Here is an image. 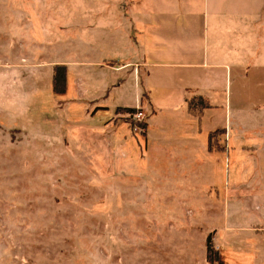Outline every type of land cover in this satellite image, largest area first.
Instances as JSON below:
<instances>
[{
    "label": "rangeland",
    "instance_id": "374dc122",
    "mask_svg": "<svg viewBox=\"0 0 264 264\" xmlns=\"http://www.w3.org/2000/svg\"><path fill=\"white\" fill-rule=\"evenodd\" d=\"M76 1L0 0V264H264V177L235 181L225 156L211 157L210 172L180 176L156 146L145 152L133 138L112 146L118 123L108 110L133 102V86L125 79L106 89L100 67L88 75L79 66L116 50L101 32L81 43ZM83 1L89 10L114 3ZM125 1L116 2V20ZM105 32L122 42L120 28ZM67 63L69 95L53 93L48 70ZM242 101L233 110L242 132L231 131L246 144L264 108Z\"/></svg>",
    "mask_w": 264,
    "mask_h": 264
},
{
    "label": "crops",
    "instance_id": "0c3cea01",
    "mask_svg": "<svg viewBox=\"0 0 264 264\" xmlns=\"http://www.w3.org/2000/svg\"><path fill=\"white\" fill-rule=\"evenodd\" d=\"M112 1L113 5L106 7H111L109 11L89 10L83 0L76 1L80 21L74 26L79 29L81 43L86 38L84 33L96 36L101 32L116 50L110 58L99 53L96 61L83 59L79 66L88 75L92 74L89 67H100L94 72L106 89H122L125 79L133 86V102L117 103L111 109L100 107L109 109L107 118L118 123L110 138L112 146H129L131 138L144 146L145 152L149 146H156L180 176L196 167L200 173L210 172L211 157H230L227 173L231 171L235 181L252 172L255 182L263 180L264 114L251 122V143L233 142L232 138L239 136L231 130L242 132V117L233 110L244 98L252 100L256 108H264V0H128L123 15L116 16L119 21L114 7L122 0ZM68 9L65 15L72 12L73 4ZM89 17L94 20L87 21ZM118 28L124 33L122 42L114 33L105 32ZM69 66L67 63L66 91L61 94L69 95L73 78ZM48 71L51 82L52 70ZM197 94L212 106L204 109L200 120L188 112L185 102ZM118 107L144 111L146 127L142 134H135L116 112ZM211 115L214 121L207 129ZM221 127L226 132L218 139L227 151H208V132ZM127 129L132 132L127 134ZM243 155L248 163L243 162Z\"/></svg>",
    "mask_w": 264,
    "mask_h": 264
},
{
    "label": "trees",
    "instance_id": "16d2710c",
    "mask_svg": "<svg viewBox=\"0 0 264 264\" xmlns=\"http://www.w3.org/2000/svg\"><path fill=\"white\" fill-rule=\"evenodd\" d=\"M66 66L64 64H55L53 66V74H52V92L53 93H63L66 91ZM186 106L188 112L192 115L198 117L200 120L204 109L212 107L208 100L202 95H194L189 98H185ZM136 108L134 107H118L116 108V112H134ZM129 127H133L134 123L132 121L127 120ZM141 127L145 128L146 123H139ZM225 128H218L216 131L208 132V140H207V149L208 151H227V147L220 143L218 136L224 134ZM206 248L208 255H210L211 261L217 260V251L212 250L211 248V238L210 236L206 239Z\"/></svg>",
    "mask_w": 264,
    "mask_h": 264
},
{
    "label": "built area",
    "instance_id": "2783aa9c",
    "mask_svg": "<svg viewBox=\"0 0 264 264\" xmlns=\"http://www.w3.org/2000/svg\"><path fill=\"white\" fill-rule=\"evenodd\" d=\"M130 115V117L134 120V129H138L140 130L141 129V126L139 125V123L142 121L143 117H144V114L142 111L140 110H137L135 112H130V114H128V116Z\"/></svg>",
    "mask_w": 264,
    "mask_h": 264
}]
</instances>
